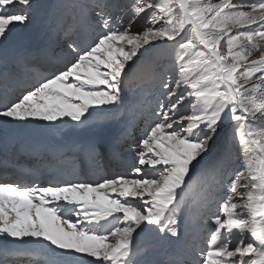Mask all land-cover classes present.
<instances>
[{"label":"snow or ice","instance_id":"1","mask_svg":"<svg viewBox=\"0 0 264 264\" xmlns=\"http://www.w3.org/2000/svg\"><path fill=\"white\" fill-rule=\"evenodd\" d=\"M0 264H264V0H0Z\"/></svg>","mask_w":264,"mask_h":264},{"label":"rangeland","instance_id":"2","mask_svg":"<svg viewBox=\"0 0 264 264\" xmlns=\"http://www.w3.org/2000/svg\"><path fill=\"white\" fill-rule=\"evenodd\" d=\"M47 3H55L56 0H46ZM53 14V9H48L46 14H42L41 17H38L36 23L33 26H30L28 29L22 30L20 32L17 33V40H16V46H33L36 45V41L38 40H45V39H49L51 37V33L49 28L47 27L46 23H45V19H44V15H52ZM41 25H39V24ZM142 21H140L137 24V27H139L140 25H142ZM43 27V28H42ZM37 29V30H36ZM34 30L36 33H38V35L34 36V34L32 33ZM43 38V39H42ZM51 39V38H50ZM47 41V40H46ZM144 71H146L143 68H138L136 70H134L133 73V77H135V75H139L141 73H143ZM132 89H133V94L134 97L135 96H140L142 94V89L138 88L135 84L131 85ZM145 88L147 87V85L144 86ZM145 102L151 104L152 106H154L155 104V97L151 94L145 95L144 96ZM145 128V124L144 121L140 122V130L138 133V138L140 136L143 135V130ZM118 131V130H117ZM113 132H109L108 135H113ZM82 141H86L89 137L87 134H82V136L80 137ZM127 173H131V169H129V171ZM207 233H205L206 235ZM151 237L150 236H144L141 238L142 242L143 241H147L150 240Z\"/></svg>","mask_w":264,"mask_h":264},{"label":"bare ground","instance_id":"3","mask_svg":"<svg viewBox=\"0 0 264 264\" xmlns=\"http://www.w3.org/2000/svg\"><path fill=\"white\" fill-rule=\"evenodd\" d=\"M37 30V29H36ZM33 32V34H34V36H36V35H38V33H36L34 30H32ZM40 42H45V44L47 45V44H50V43H52V41H51V39L49 40V41H46V40H38V41H36V45H38ZM136 76V75H135ZM116 168V167H115ZM119 168H120V170H122V172H124V169L125 168H122V167H118V170H119Z\"/></svg>","mask_w":264,"mask_h":264}]
</instances>
